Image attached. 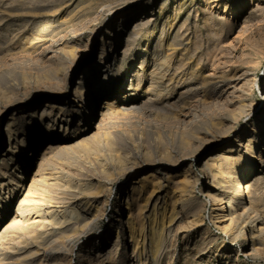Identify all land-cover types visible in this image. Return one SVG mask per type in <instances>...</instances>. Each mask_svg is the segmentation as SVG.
Wrapping results in <instances>:
<instances>
[{"label":"rangeland","instance_id":"obj_1","mask_svg":"<svg viewBox=\"0 0 264 264\" xmlns=\"http://www.w3.org/2000/svg\"><path fill=\"white\" fill-rule=\"evenodd\" d=\"M164 1L166 2L164 4H161ZM237 1L238 0H144L141 3H138L137 6L132 8L134 9L133 15L129 13L125 24L119 27L120 16L118 14L114 15L110 13L109 9L107 8L122 4L123 6H133V0H0V107H2V109H4L3 107L5 103H17L19 102V100L16 99H19L23 96L22 98L24 100L20 98V101L22 100V102H31L33 100L39 99L51 104L53 103L52 105H57L58 107H60V109H62L61 112H63L64 116L67 117L66 114L71 108V106L68 105V100L73 99L76 101L77 99H79L78 94L74 95V89L77 87V85L80 87L88 88L93 85L92 82L89 81L90 74L83 75V71L85 68H94L97 63L102 45L105 47L106 60H108L111 65L110 69H121V80L125 78L122 84V88L131 90L135 88L134 82L136 83V81L134 80H136L135 77L137 74H144L145 76H148L149 70L157 65L156 63L158 61L156 58L157 54H159V51L156 50L154 43L156 41L155 39H157L161 32H164L166 35H168V37L172 39L171 41H173V46H171V50H169L170 52H175V57H177L178 55H182L181 57L185 61L183 66L197 67V69H199L198 72L200 71L199 73L212 78L209 81V83L211 82L210 84L214 83L212 85L219 87L223 86V88L228 86V77L222 76V73L233 71H236L237 74L246 72L249 75L248 78L254 80V82L251 83L253 84L252 88L250 87L251 89H246L249 91V94L246 91L245 95L247 93V97L244 95V100L241 101L245 105L249 106V108L247 106L244 108L247 115L244 116L243 120H240L239 118H237V116H239L238 113L240 114L241 111H237V116L235 117L237 120H233L231 114L227 111L226 107H224L223 97L222 99L221 97H219L221 95L219 93L221 89H216V92L215 87L213 88L211 85L209 86V88L212 87V90H214V92L211 93L212 95H203L205 90L199 78L194 77V80L191 78L188 80L184 78L185 80L182 83L176 82V80H178V76H175L176 79H172V82H170L169 80L166 81L165 79L161 80V78H156V80L161 84L160 87L162 89L168 88L169 91L172 92L169 95L168 104L167 102H165V95L163 96L164 93L161 92V97H159V95L155 96V92H153L154 94L142 96V93H140V90L142 89L140 88L139 94L133 105L132 103H129L126 107L127 110L124 109L128 112V114H133L126 115V117L128 116L127 120L131 122L129 130L126 129L125 126L123 127L120 125L118 126L119 130L116 129L117 126L113 127L112 133L114 141L116 144H118V152H120L121 155L123 154L122 162H125L121 163L119 168H116L117 165L112 160L110 151H105L106 149H103L102 151L107 152V156L109 155V160L107 159L105 152L103 153L102 151H98L97 153V151H95L94 153H91L88 150H81L80 148L76 147L52 150L50 151V153L52 152L51 154L47 152V161L44 162V164L46 163V165L43 164L44 168L41 171H43L42 176H48L50 180L46 183V185H43L41 188L39 187V190H37L38 186L36 187L37 189L35 188V196L34 198H32L27 209L29 215L33 216L36 214L43 216V214L46 213L47 210L52 209V207H54L53 209L55 210H64L66 217L71 216L69 213L71 207L77 209L80 214L82 213L81 215H89L87 211V205L89 206L90 198H88V195L90 196V194L94 190V187L101 182L99 184V188L104 192H101L100 194H102V197L104 196L103 199L107 196H109V199L108 203L105 205L104 217H102V219L98 221L96 225L92 226L91 231L94 235V237L92 238L93 241L103 238H106L108 240L110 244H108L105 249V251L107 252L108 249L111 248V242L115 240V233L113 228L115 226H118L117 219L120 217V220L122 222L124 221V219H126L125 212H118L119 206L124 205L123 196L126 192L130 194L132 183H137L139 180L144 178L146 180V191L150 195L155 194V199L159 197L160 200L158 199L157 201L159 205L163 203L162 196L163 198H165L166 205L169 208L173 206V198L177 199L176 202L178 203L176 205L174 204V207L177 209L176 211L180 212V214H178L177 216V223H180L179 220H183L181 221V223H183L192 216L199 218L201 216L203 220L199 227L194 231V233L190 235L188 241L189 243L187 244L184 243V240L181 236L177 237L175 241H172L171 239L173 238V235L171 234L173 233V231L171 233L166 230L167 246L165 255H168L169 253L173 254L174 252H176L178 253V258L175 257L172 260L167 259L168 261L163 260L161 264H264V247L262 248L260 253L251 254L249 253V249H247L251 246V242L249 241V239L245 241L240 234H224L223 232H221V230L216 226L214 219L211 217L212 206L208 203V198L204 196L200 191V189L210 183L208 170L202 165L204 159H206V157L210 153H216L220 150H225L228 147L227 144L233 141L235 133L237 131H240L241 126L245 128V131H241L240 134V138L242 140L245 137L244 135L247 133V130L251 131V128L256 129L259 133V129H257V123L260 121L259 118L262 114V92L264 91V0H257L255 2L256 5L248 4L243 7H237ZM112 3L114 4L111 5ZM144 4L145 8H143ZM102 6H104L107 10H105L104 7L103 9H101ZM128 9L129 8H126L125 10L127 11ZM143 9L144 12H146L144 14L141 13ZM102 12L104 13L102 14ZM123 13H125V11ZM150 13H153L151 21L148 22L150 23V25L148 23L144 24V26L142 25L138 30V35L134 34V36L131 38L133 41L130 39L132 43L129 44L130 41L128 42V47L126 48V52L124 54L125 56L123 57L124 59L122 58V60L120 61V53L124 48V36H126V30L128 28L130 30L133 27L134 21H136L141 15H148ZM94 14L96 17H93ZM97 15L99 18L97 17ZM104 17L106 24L103 26L102 31L96 32L91 39V35L89 36V34L94 30L93 27H95L97 23ZM91 18L94 22L91 20ZM79 42L80 44H82L80 45ZM70 43L71 45H69ZM110 43L112 44L111 46H109ZM129 45H131V48L129 47ZM71 48L75 49V53L70 51ZM66 50L69 51L68 55H70L68 56L66 54L67 58L63 52ZM57 55L59 57L58 60L56 59ZM113 55H115L114 60ZM62 56L65 57L63 58ZM71 56H73V59ZM60 58L62 61L60 60ZM63 60L66 61L63 62ZM144 60L148 61L150 68L142 66L141 63L142 61L144 62ZM5 61H7L6 63L12 62L14 65H12L11 68H7L2 65L5 63ZM67 61L69 62L67 63ZM66 64L69 66H65ZM56 66L58 69L56 68ZM138 66H140L141 68ZM170 66L171 70H173L172 63ZM62 69H64V71L66 72H64ZM103 69V65L99 64L96 66L94 71L100 73ZM133 72H136L137 74H134V76L131 77V87L128 86L129 82L128 79L126 80V77L129 73ZM24 73L29 74L27 75V82H30V84L25 85V82H23V79L25 77ZM35 75L37 77H42L43 80H40L42 78H37ZM33 76L35 77L33 78ZM64 79L66 82L64 81ZM37 82L40 83V86ZM42 82L43 84L41 85ZM55 82H57L58 84ZM51 83L52 86L49 85ZM178 84L180 86H178ZM45 85H49L48 88ZM162 85L166 88H164ZM54 86L56 87V89ZM45 87L47 88V90H45ZM51 88L54 90L52 91ZM200 89L203 91H201ZM182 95L183 97H180ZM24 97H26L27 99ZM151 97H154L155 99L153 98L152 100ZM207 98L209 100H206ZM10 99L12 100L10 101ZM212 99L215 100V102ZM218 101H223V103L221 102L220 105ZM100 102H104L103 99H101ZM142 102L144 103L141 104ZM247 102H250V104H248ZM130 105L135 107L130 108ZM136 105L139 109L136 107ZM140 106H142L144 110L141 109ZM216 106H218V108ZM219 106L221 107V109ZM10 107L3 110V113H0V146L4 149L7 148V136L5 133L6 121L12 114H15L16 117H20L23 113L22 103H18L17 106L10 105ZM209 107L212 109V113ZM174 108L179 109L175 110ZM214 108L216 109V111ZM71 109L73 110H70L72 116L80 113L79 108L72 107ZM140 109L142 111H140ZM219 109L223 112H221ZM124 110L122 112H125ZM131 110H133L134 112H131ZM95 111L96 117L93 119L94 121L99 118V116H97V113H99L98 111H100L99 105H96ZM217 111L220 113L218 114ZM65 112L67 113L65 114ZM184 113H186L187 115ZM158 114H162V116H158ZM228 114L231 116V118ZM166 115L168 116V119L170 118L169 120L167 119ZM216 115H219V117H221L222 121L220 122V124H215L218 122V120L216 119ZM171 116L175 117L171 118ZM151 117H153V120H151L152 122L150 121V119H148ZM160 117V121L162 122L158 121ZM178 117H182L183 120L179 119ZM210 117H212L211 120ZM190 118V121L194 120L200 122L197 123V129L194 133L195 136L193 135V133H190V137L189 135H186L185 139V137H183L181 133L182 128L185 127V125H182V122H184L183 124H185L186 121ZM132 119L135 121L138 120L137 123L131 121ZM140 119H143L142 122ZM171 120L173 123L178 121L181 128L175 127L172 130L170 128L167 129V122ZM213 121H215V123H213ZM229 121L232 123H230V126L232 128L229 127L227 130L228 132H221L220 130H218L221 128V126L226 125V123ZM139 122H141L142 125H148L147 127L150 128H147L146 126L143 127ZM144 122L151 123L145 124ZM153 122L154 124H152ZM223 122H225V124ZM262 122L264 124L263 119ZM138 124L140 128L136 127L138 126ZM132 125H134V128H136L132 129ZM177 125L175 123L174 126ZM141 126L143 127V129L141 128ZM158 126L161 127L159 128ZM163 127L166 128L163 129ZM138 129H141V132ZM160 129L162 131H160ZM176 129L178 130V132ZM209 132L211 133V135ZM213 132H215V136L213 135ZM197 134L199 137H197ZM199 134L203 135L204 138ZM177 135L179 136V138L177 137ZM157 136H159V139L157 138ZM210 137L211 139L206 142V146L200 148L201 144L205 143L206 139H209ZM219 138H221L222 140L220 139L221 141H218L217 139ZM202 140L204 141L203 143ZM235 143H241V141ZM190 144L191 146H189ZM195 144H197V146ZM44 148L45 146L40 147L36 156L34 158L32 157L29 168V175L33 173L32 171L36 170V163H38L37 161H39L40 159L39 156H41L42 152L45 151ZM237 149L239 150V152L242 151V156L247 157L249 160L251 159L250 161L253 164V169H255L247 177L246 180L255 177L254 174H259L264 178V157L262 158V161H260V163L257 159H255L257 146L256 148H254L253 153L245 151L241 144ZM123 152H125V154ZM232 155L235 156V154ZM50 156L51 158H49ZM101 157L103 158V160ZM128 159L130 160V162L128 161ZM123 164H125L127 167L125 165L124 167H122ZM111 165H114V168H111ZM101 167H106L104 170H107V173H105V171H103ZM121 168H124L123 171L120 170ZM125 169H127L129 172ZM111 170L114 171L116 176L113 175L114 173H112L113 171ZM99 171H102L103 174ZM120 172L121 174H119ZM99 173H101V175ZM185 174L191 176V182L188 187V194L186 193L184 200H181L179 202L178 194L180 190H182L185 183ZM53 176L56 179H53ZM110 177H112V179ZM61 179L63 180L61 181ZM103 179H106L105 182H103ZM53 180L56 185L58 182V185L60 187L58 185L56 186L55 183H53ZM59 180L62 183L64 180H68L69 183L71 182V186H65L64 182V187ZM84 183L86 184V186ZM76 184L77 186H75ZM106 184L108 185L106 186ZM48 185L51 186L49 187ZM263 185L264 183H261L259 184V186L261 187L257 186L256 188L259 194H261L262 196V210H264ZM105 186L107 188H105ZM107 190L110 193H108ZM75 195H77V197ZM189 195L191 196V198H189ZM74 196L76 197V199ZM154 200L152 201L154 202ZM148 208L149 207H147V209ZM123 210L125 211L124 208ZM145 210L146 209H144V216L146 218L148 211ZM65 211L69 214H66ZM68 222L71 223L72 220H69ZM80 225L76 226L77 229L75 230H77V232L81 230ZM109 225H112V229L109 228ZM175 225L177 226V224ZM30 226L28 225V228H24L25 230H16L15 236L17 237V239H13L12 241H10L11 245L6 244L4 247H0V264H24L23 258H27L29 251H26L27 253L24 252L17 254L19 256H14L12 254V249L13 247L21 245L17 243V241H30V235L42 231L40 226L38 227L34 225L35 229L32 228V225ZM29 227L32 230H30ZM73 228L74 227L69 230L70 232H61L62 228H59V231H57L58 235L55 234L50 239H56L57 237L59 238L58 240L60 242V240L71 233V230ZM26 229H29V231H27ZM117 229V239H119V241L115 264H120L119 259L121 258V255L125 252L126 254L129 253L130 249L125 243V240H127L125 227L120 228L119 226L117 227ZM167 233L169 234V236ZM47 235L49 237V234ZM206 236L210 237L212 240H210V242H198L202 237L207 239ZM224 246L230 247V251L228 253H230L231 256L233 255L232 257L227 259L224 256L220 255L219 250ZM170 254L168 255L169 258L172 256ZM70 255L68 257L69 260H66L68 262L65 261L63 264H78L83 259V257L77 255L76 251H72ZM18 257L20 259H18ZM105 263L106 262H104V264ZM80 264L97 263L95 261H89L81 262ZM143 264H148L147 260L144 261Z\"/></svg>","mask_w":264,"mask_h":264},{"label":"bare ground","instance_id":"obj_2","mask_svg":"<svg viewBox=\"0 0 264 264\" xmlns=\"http://www.w3.org/2000/svg\"><path fill=\"white\" fill-rule=\"evenodd\" d=\"M142 1H144V0H133V2H132L133 6L124 5V6H126V7H124L122 4V5H117V6H113L110 8L108 7L107 9H109L110 13H112L114 15L118 14L120 16V25H119V27H120V26L125 24V22L127 20V16L129 13H131L133 15L134 9H132V8L137 6L138 3H141ZM256 1L257 0H238L236 2L237 3L236 5H237V7H243V6H246L248 4H251V5L255 4L256 5V3H255ZM165 2L166 1L162 2L161 4H164ZM114 3H112L111 5H113ZM106 5H108V4H106ZM103 7L104 6H102L101 9H103ZM126 8H129V9L126 11L125 10ZM143 8H145V4L143 5ZM107 9L105 8V10H107ZM124 11H125V13H123ZM103 13L104 12H102V14ZM141 13L144 14L146 12H144V9H143L141 11ZM95 14H98V13H95ZM95 14L93 17H96ZM152 14L150 13L148 15L147 14L141 15L136 21H134L133 27L130 30H129V28L126 30V36H124L125 37L124 48L122 47L123 50L122 51L120 50L121 51L120 61L125 56L124 54L126 52V48L128 47L127 45H128V42L130 41V39L134 36V34H137L139 32L138 30L140 29V27L142 25L144 26V24L151 21ZM97 17H98V15H97ZM101 17H102V15H101ZM92 18H91V20H92ZM98 20H100V19H98ZM96 22H97V20H96ZM206 23H209V22H206ZM105 24L106 23H105V17H104L97 23V25L95 27H93L94 30L91 31V33L89 34V36L91 35L90 36L91 39L96 32L102 31V28ZM148 24L150 25V23H148ZM153 24H155V23H153ZM163 33L164 32H161L159 34V36L157 37V39H155L156 41L154 43V46L156 47V50L159 51V54H157V58H156L158 62L157 63L155 62L157 64V65H155V67L151 66L152 68L148 72L149 75L145 76L144 74H137L136 72L129 73L127 75L126 80L128 79V82H129L128 86H131L132 85L131 77H133L134 74H137L135 77L136 80H134V81H136V83L134 82L135 88H133L131 90H129L127 88H125V89L122 88L123 87L122 84H123L125 78H123V80H121V78H122L121 74H120L121 69H119V68H115L112 70L110 69L111 65H110L109 61L106 60L105 47L102 45L100 52H99V57H98L97 63L94 66V68H92V69L90 67L85 68L83 71V75L90 74L89 81H91L93 85H91L90 88L80 87L77 85V87L74 89L75 94L74 93L73 94L74 95L78 94L79 99H77L76 101L73 99L68 100V105H70L71 108L72 107L73 108H79V110H80V113L75 115V116L71 115V112H70V110H72L71 108L68 111V113L65 112V114L67 113L66 114L67 117H65L63 112H61L62 109H60V107H58L57 105H56L57 106L56 107V106L52 105L53 103L51 104V103H48L46 101H42L39 99L33 100L31 102H22V100L20 101V98H22L23 96L20 97L19 99H16V100H19V102H17V103H13V102H12V104L8 103L9 105L7 103H5V105L3 107L4 109H2V107H0L2 109V110L0 109V113L3 110L10 107V105L11 106H17L18 103H22V109H23V113L21 114L20 117H16L15 114H12L8 118V120L6 121L5 133L7 136V139H6L7 148L4 149L0 146V247H4L6 244H10L11 243L10 241H12L13 239H17V237L15 236V234H16L15 232L18 229L22 230L24 228H28V225L29 226L32 225V228H34V225H36L38 227L40 226L41 230H42L39 233H33L32 235H30V237H31L30 241H26V240L24 242H22V241L18 242L17 241V243H19L21 245H19L17 247H13V249H12L13 253L12 254L14 256L17 254L29 251L27 258H25V257H24L25 259L23 258L24 264H63L68 259L69 255L71 254L72 251H76L78 256L83 257L81 262L95 261L97 264H104V262H106L105 264H115L116 258H117L116 254L118 253L117 250H118V241H119V239H117L118 238L117 227H119V226H120V228L125 227V229H126L127 240H125V243L128 245V247L130 249L129 253L126 254V252H125L124 254L121 255V258L119 259L120 264H143V262L146 260H147L148 264H161L163 260H167V259L172 260L175 257L178 258V253H176V252H174L173 254L169 253L170 255H172L170 258L168 257L169 254L165 255L166 254L165 250H166V246H167L166 245L167 244L166 230H168L171 233L173 231V233L171 234V235H173V238L171 239L172 241L173 240L175 241L177 239V237L181 236L182 239L184 240V243L187 244V243H189L188 241H189L190 235L192 233H194V231L199 227V225L203 221L201 216H200V218L192 216V217L188 218L187 220L185 219L186 221H184L183 223H181V221H183V220H179V222L181 224L177 223V216H178V214H180V212L176 211L177 209L174 207V204L176 205L178 203V202H176L177 199L173 198V200H172L173 206H171L169 208L166 205L165 198H163V196H162L163 203L159 205V203H157L159 197H157L155 199L154 198L155 194L150 195L146 191V189H145L146 180L144 178L139 180L137 183L134 182L131 184L132 186H131L130 194H128V192L125 191L126 193L123 196L124 205L119 206L118 212L119 213L125 212L126 219H124L123 222L120 220V217L117 219V222H118L117 225L118 226H115L113 228L114 233H115L114 234L115 240L113 242H111V248L108 249L107 252L105 251V249L108 246V244H110L108 242V240L106 238L105 239L103 238V239H98V240L93 241L92 238L94 237V235L92 234V231H91L92 226L96 225V223H98V221H100L102 219V217H104L105 205L108 203V199H109L108 198L109 196H107L106 198L103 199L104 196L102 197V194H100L101 192H104L99 188V184L101 182L97 185L95 184L96 186L94 187L93 192L90 194V196L88 195V198H90L89 206L87 205L88 202L85 205H87V211H88L89 215H84V214L81 215L82 213L80 214V212L77 211V209H75L74 207H71L73 205L70 206L71 207L70 211H69V213L71 215L70 217H66L64 210L63 211L55 210V209H53L54 207H52V209H50V210L46 209L47 212L44 214L42 213L43 216L42 215H36V214L31 216L28 214V211H27L29 203L31 202L32 198H34V196H35V193H36L35 188L38 186V189L37 188L36 189L39 190V187L41 188L43 185H46V183L50 180L48 176L47 177L42 176L43 171H41L44 168L43 167L44 162L47 161L46 160V158H47L46 153L47 152L50 153V151H52V150H56V149L58 150L61 148L66 149V148H72V147L80 148L81 150L85 149V150L90 151L91 153L92 152L94 153L95 151H97V153H98V151H102L103 149H106L105 151H108V150L110 151L111 158L114 161V163L117 165L116 168H119L121 163L125 162V161L122 162V155L123 154L121 155L120 152H118V144H116L114 141L113 133H112L113 127L117 126V128L116 127L115 128L118 129V126L120 125L123 127L125 126V128L129 130V126H130L131 122L129 120H127L128 116L126 117V115H133V114H128V112L125 111L124 109H126V107L129 103H132V105H133V103L136 101V98L139 94L140 88L142 89V90H140V93H142V96L154 94L153 92H155V96L159 95V97H161L162 96L161 92L164 93L163 96L165 95L164 96L165 102H167V104H168L169 95L172 92L169 91V89L163 85L162 86L166 89H162L160 87L161 84L156 80V78H159V79L161 78V80L165 79L166 81L169 80L170 82H172L171 80L174 79L175 76H178V80H176L177 83L178 82L182 83L185 80L184 78H186L187 80L190 78L193 79L194 77L199 78L200 82L204 86V90H205L204 94L202 93L203 95H205V94L210 95L212 92H214V90H212L214 87H215V90L221 89V91L219 93L222 96L220 95L219 97H221V99L223 97L224 107H226L227 111L231 114L233 120L236 119L235 117L237 116L236 115L237 111L238 112L241 111L240 114L238 113L239 116H237V118H239L240 120L241 119L243 120L244 116L247 115V113L244 109L247 105H245L241 101L244 100L243 97H244L246 91L249 94V91L246 89H248L250 87L252 88L253 84H251V83L254 82V80L248 78L249 77L248 73L243 72V73L237 74L236 71L222 73V76L228 77V80H229V82L227 84L228 86H226L224 88H223V86H220L221 88L219 86H214V85H212L214 83H212V84H210L211 82L209 83L210 79H212V78L199 73L200 71L198 72L199 69H197V67H194V66H189V67L185 66L184 67L183 66L185 61L181 57L182 55L181 56L178 55L177 57H175L174 56L175 52H173V51L170 52L171 46H173L172 45L173 41H171L172 39L170 37H168V35H166L165 33L163 34ZM130 43H132V42L130 41L129 44ZM79 44H80V42H79ZM69 45H71V43ZM111 45L112 44L110 43L109 46H111ZM130 46L131 45H129V47ZM66 47H68V46H66ZM74 47H75V45H74ZM63 49H65V48H63ZM66 49H68V48H66ZM74 50L75 49H72V48L70 49L71 52L75 53ZM66 51H63L65 56H66V54L67 55L69 54L68 53L69 51H67V53H66ZM73 53H72V55H73ZM68 56H70V55H68ZM71 57L73 59V56H71ZM58 58L59 57L57 55L56 59L58 60ZM61 58H60V60H61ZM66 58H67V56H66ZM114 59H115V55H113V60ZM64 61H66V60H63V62ZM6 62L7 61H5V63L2 65L7 67V68L8 67L11 68V66L14 65L12 62L11 63H6ZM68 62L69 61H67V63ZM171 63L173 66V70H171V68H170ZM99 64H102L104 67V69L100 73L94 71L96 66ZM141 64H142V66L150 68L148 61L144 60V62L142 61ZM54 65H55V63H54ZM3 66H1V67H3ZM65 66H69V65L66 64ZM138 67H140V66H138ZM56 68H57V66H56ZM62 70L64 71V69H62ZM177 71H179V72H177ZM64 72H66V71H64ZM57 73H59V72H57ZM27 75H29V74H25L24 75L25 77L23 79V82H25V85L30 84V82L29 83L27 82V78H28ZM35 76H33V78ZM37 78H42V77H37ZM40 80H43V78ZM58 80H56V81H58ZM161 80H160V82H161ZM64 81H65V79H64ZM55 83H57V82H55ZM38 84L40 86V83H38ZM42 84H43V82L41 83V85ZM44 84H45V82H44ZM167 84H168V82H167ZM167 84H165V85H167ZM190 84H192V83H190ZM49 85L52 86V83ZM49 85H45V86H47V88H48ZM211 85L213 88L212 87L209 88V86H211ZM35 86H36V84H35ZM178 86H180V85L178 84ZM37 88H39V87H37ZM42 88H43V86H42ZM47 88L45 90H47ZM39 89H41V88H39ZM55 89H56V87H55ZM48 90H50V89H48ZM53 90L54 89H52V91ZM186 90H184V91H186ZM184 91H180V92H184ZM201 91H203V90H201ZM216 92H217V90H216ZM3 94H6V93H3ZM172 95H174V94H172ZM179 95H180V93H179ZM246 95H247V93H246ZM10 96H12V95H10ZM180 97H183V95ZM24 98H26V97H24ZM147 98H149V97H147ZM153 98H152V100H153ZM101 99H103L104 102H100ZM176 99H177V97H176ZM179 99H182V98H179ZM262 99H263L262 114H261V117L259 118L260 121L257 123V129H259V133L257 132L256 129L251 128V131L247 130V133L244 135L245 137L242 140L240 138V134H241V131H245V128L243 126H241L240 131H237L235 133V135L233 137V141H231L227 144L228 147L225 150H220L216 153H210L206 157V159H204V162L202 164L203 167L207 168V170H208V173L210 176V179H209L210 183H208L202 189H200V191L203 193V195L208 198V203L212 206L211 217L214 219L216 226L224 234H240L242 236L243 240L246 241L249 239V241L251 242V246H250V248H247V249H249V253H251V254L252 253H255V254L260 253L262 248L264 247V210H262L263 209L262 208V201H261L262 196H261V194H259L258 190L256 189L257 186L261 187V186H259V184L264 183V178H263V176H261L259 174H257V175L254 174L255 177H252L253 179L251 178L249 180H246L247 177L255 169H253V164L250 161L251 159L249 160L247 157L242 156V154H241L242 151L239 152V150L237 148L241 144V146L244 148L245 151H249V152L253 153L254 148H256V146H257L255 159H257L259 161V163H260V161H262V158L264 157V124L262 122V119L264 120V91L262 92ZM11 100L12 99H10V101ZM206 100H209V99L207 98ZM213 101L215 102V100H213ZM221 102L223 103V101H221ZM221 102L218 101V103H220V105H221ZM99 103H101V104H99ZM143 103L144 102H142L141 104H143ZM174 104H175V102H174ZM248 104H250V102ZM96 105H99L100 111H98L99 113H97L98 114L97 116H99V118L96 121H94L93 119L96 117L95 116L96 115V111H95ZM132 107H135V106H131L130 108H132ZM136 107H137V105H136ZM146 107H147V105H146ZM216 107L218 108V106H216ZM247 107L249 108V106H247ZM140 108L143 109L142 106H140ZM16 109H18V108H16ZM122 109L125 112H122L123 111ZM141 109H140V111H142ZM177 109H179V108H177ZM177 109H175V110H177ZM214 109H213V112H214ZM220 109H221V107H220ZM210 110L212 113L211 108H210ZM132 111L133 110H131V112ZM215 111H216V109H215ZM221 112H223V111H221ZM219 113L220 112H218V114ZM184 114H186V113H184ZM148 115H147V117H148ZM220 115H222V114H220ZM158 116H162V114L161 115L158 114ZM210 116H211V114H210ZM231 116L229 115L230 118H231ZM133 117H136V116H133ZM174 117L171 116V118H174ZM223 117H224V115H223ZM144 118H146V117H144ZM152 118L153 117L148 118V119H150V121H151V120H153ZM156 118H157V116H156ZM167 119H168V116H167ZM179 119L183 120L182 117ZM186 119H187V117H186ZM211 119H212V117H210V120ZM216 119L218 120V122L215 123V121H213V123L220 124V122L222 121L221 117H219V115H218L216 117ZM142 120H141V122H142ZM160 120H161V117L158 121H160ZM163 120H165V119H163ZM190 120H191V118L188 119L185 124H183L184 122H182V125L183 126L185 125V127L182 128V131H181L183 137H185L186 135H189L190 133H193V135L195 136L194 133L196 132V129H197V123L200 121H194V120L190 121ZM131 121H134L137 123L138 120L135 121L132 119ZM141 122H139V123H141ZM154 122L152 124H154ZM160 122H162V121H160ZM144 123L147 124L149 122H147V123L144 122ZM167 123H168V126H166L167 129L170 128L172 130L175 127H177V128L180 127L178 121L173 123L171 120V121H168ZM175 123H176V125L177 124L178 125L174 126ZM213 123H211V124H213ZM223 123L225 124V122H223ZM230 123L231 122L229 121L226 123V125L222 124L223 126H221V128L218 130H220L221 132L227 131L228 128L231 127L230 125L232 123L231 124ZM141 125H142V123H141ZM165 125H167V124H165ZM132 126H133L132 129H135L136 127L140 128L139 124L135 128H134V125H132ZM142 126L144 127L146 125H142ZM142 126H141V128L143 129ZM152 127H153V125H152ZM166 127H163V129H165ZM147 128H150V127H147ZM214 128H217V127H214ZM132 129H130V130H132ZM138 130H140V132H141V129H138ZM171 130H169V131H171ZM176 130H174V131H176ZM125 131H127V130H125ZM160 131H162V130L160 129ZM164 131H166V130H164ZM128 132H127V134H128ZM146 132H147V129H146ZM177 132H178V130H177ZM214 133L215 132H213V135H214ZM210 135H211V133H210ZM200 136H203V135H200ZM177 137L179 138L178 135H177ZM189 137H190V135H189ZM197 137H199L198 134H197ZM157 138L159 139V136H157ZM203 138H204V136H203ZM203 138H201V139H203ZM185 139H186V137H185ZM210 139H211V137L209 139H206L205 143H203L204 141L202 140L203 144H201V146L199 145L200 148L205 147L206 142H208ZM212 139H213V137H212ZM220 139L221 138H219L217 140L221 141L222 139L221 140ZM194 141H195V139H194ZM198 141H199V139H198ZM198 141H197V143H198ZM240 141H241V143H235V142H240ZM258 144H259V146H258ZM193 145H194V143H193ZM195 145L197 146V144H195ZM42 146H45V148H44L45 151L42 152L41 156H39L40 159H39V161H37L38 163H36V165H37L36 170L32 171L33 173L31 175H29V171H30L29 168H30V163L32 161V157L34 158L36 156L37 152L39 151L38 149ZM189 146H191V144ZM187 149H189V148H187ZM105 153L107 156V152H105ZM123 153L125 154V152H123ZM232 154H235V156ZM108 156H107V159H108ZM250 157H252V156H250ZM49 158H51V156ZM102 160H103V158H102ZM128 161L130 162L129 159H128ZM102 162H104V161H102ZM111 162H109V163H111ZM44 165H46V163ZM124 165L125 164H123L122 167H124ZM113 166L111 165V168ZM101 168L103 169V171H105L104 169L106 167L105 168L101 167ZM129 168H131V167H129ZM107 169H108V167H107ZM123 169L121 168L120 170L123 171ZM125 170H127V169H125ZM111 171H113V170H111ZM99 172H102V171H99ZM105 173H107V170L105 171ZM105 173H104V175H105ZM112 173H114V171ZM99 174L101 175V173H99ZM102 174H103V172H102ZM116 174H118V173H116ZM119 174H121V172ZM113 175H115V173ZM109 176H111V175H109ZM184 177L183 178L185 179V181H184L185 183L183 185V188H182V190H180L179 194L177 193L178 197H179L178 198L179 202L181 200H184L186 193L188 194V187H189L190 182H191V176H188L185 174ZM52 178L54 179L55 177L53 176ZM110 178L112 179V177H110ZM193 179H195V178H193ZM193 179H192V182H193ZM62 180L63 179H61V181ZM105 180L103 182H105ZM61 181H60V183H62ZM64 182H65V186H67V185L69 187L71 186L70 185L71 182L69 183L68 180H64L63 183ZM103 182H102V185H103ZM53 183H55L54 180H53ZM63 183H62V185L64 186ZM55 185H56V183H55ZM57 185H58V182H57ZM107 185L108 184H106V186ZM75 186H77V184ZM85 186H86V184H85ZM106 186H105V188H107ZM179 189H181V188H179ZM69 190H70V188H69ZM72 190H73V188H72ZM189 191H190V189H189ZM107 192L110 193L108 190H107ZM77 195H79V194H77ZM77 195H75V196L77 197ZM189 196H187V197H189ZM76 197H75V199H76ZM99 197H101L102 199ZM189 198H191V196ZM70 199H71V197H70ZM70 199H68V200H70ZM152 200H154V202ZM152 202H153V204H152ZM147 207H149V208L147 209ZM123 208L125 209V211L123 210ZM144 209H146L145 211H148L146 218L144 216ZM69 213L66 212V214H69ZM69 220H72V222L71 223L68 222ZM145 222H146V225H145ZM167 223H168V225H167ZM175 224H177V226ZM77 225L81 226V230L79 232H77V230H75V229H77L76 228ZM30 227H29V229H30ZM72 227H74V228L71 230V233L69 235L65 236V238H63L62 240H60V242L58 240L59 238H57V237H56V239H50L53 235L57 234V231H59V228H62L61 232H66V231H69ZM111 227H112V225H109V228H111ZM29 229H26V230L29 231ZM30 230H32V229H30ZM26 234H28V233H26ZM47 234H49V237ZM168 236H169V234H168ZM198 236H200V235H198ZM210 240H212L210 237H207V239L202 237L198 242L199 243H203L205 241L210 242ZM186 248H187V246H186ZM229 251H230V247L224 246V247L220 248L219 253H220V255H222L228 259V258L233 256V255L231 256L230 253H228ZM17 256H19V255H17ZM70 257H71V255H70ZM235 258H236V256H235ZM18 259H20V258L18 257ZM167 261H166V263H167ZM66 262H68V261H66ZM81 262H79L78 264H80Z\"/></svg>","mask_w":264,"mask_h":264}]
</instances>
